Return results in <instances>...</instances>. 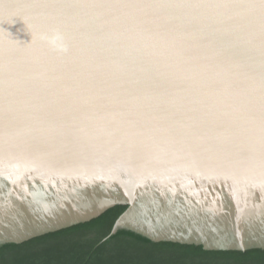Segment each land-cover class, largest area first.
<instances>
[{
	"label": "water",
	"instance_id": "water-1",
	"mask_svg": "<svg viewBox=\"0 0 264 264\" xmlns=\"http://www.w3.org/2000/svg\"><path fill=\"white\" fill-rule=\"evenodd\" d=\"M115 205L264 249V0H0V244Z\"/></svg>",
	"mask_w": 264,
	"mask_h": 264
},
{
	"label": "trees",
	"instance_id": "trees-1",
	"mask_svg": "<svg viewBox=\"0 0 264 264\" xmlns=\"http://www.w3.org/2000/svg\"><path fill=\"white\" fill-rule=\"evenodd\" d=\"M126 205L29 240L0 244V264H264V249H204L152 241L128 229L110 234Z\"/></svg>",
	"mask_w": 264,
	"mask_h": 264
}]
</instances>
